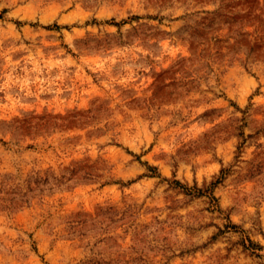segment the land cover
<instances>
[{
  "label": "rangeland",
  "instance_id": "rangeland-1",
  "mask_svg": "<svg viewBox=\"0 0 264 264\" xmlns=\"http://www.w3.org/2000/svg\"><path fill=\"white\" fill-rule=\"evenodd\" d=\"M0 264H264V0H0Z\"/></svg>",
  "mask_w": 264,
  "mask_h": 264
}]
</instances>
